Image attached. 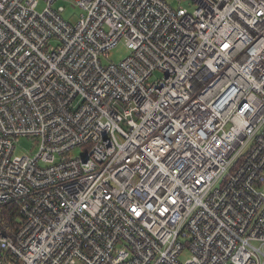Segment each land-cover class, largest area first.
Wrapping results in <instances>:
<instances>
[{"label":"built area","instance_id":"1","mask_svg":"<svg viewBox=\"0 0 264 264\" xmlns=\"http://www.w3.org/2000/svg\"><path fill=\"white\" fill-rule=\"evenodd\" d=\"M57 1L0 0V264H264V0Z\"/></svg>","mask_w":264,"mask_h":264},{"label":"rangeland","instance_id":"2","mask_svg":"<svg viewBox=\"0 0 264 264\" xmlns=\"http://www.w3.org/2000/svg\"><path fill=\"white\" fill-rule=\"evenodd\" d=\"M172 7L176 8L178 5H181L186 10L191 11V7L187 4V2H179L178 0H166ZM37 12L40 13L45 8V3L43 0H37ZM57 7H63L64 12L61 14L63 19L68 21L71 24H75L77 20L80 18L82 14V10L76 6L75 0H58L54 4V9ZM130 53L129 49L125 46L123 41H120L114 48H112L108 53L107 56L103 58L104 64L109 63H119L120 61L124 60L128 54ZM158 77V73L156 74ZM33 140L31 139H21L20 143L17 145L14 155L21 156V155H33L36 152V148H34ZM84 154L82 149H75L70 153V156L73 158L80 157ZM186 259L185 256L180 258L181 261Z\"/></svg>","mask_w":264,"mask_h":264},{"label":"trees","instance_id":"3","mask_svg":"<svg viewBox=\"0 0 264 264\" xmlns=\"http://www.w3.org/2000/svg\"><path fill=\"white\" fill-rule=\"evenodd\" d=\"M1 229L8 235H13L20 226V219L17 215V208L14 204L7 205L1 209Z\"/></svg>","mask_w":264,"mask_h":264}]
</instances>
